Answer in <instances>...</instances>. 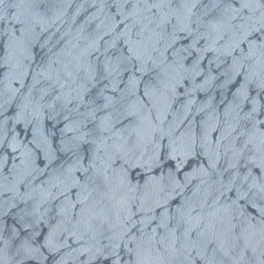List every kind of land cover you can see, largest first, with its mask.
Masks as SVG:
<instances>
[{
	"label": "water",
	"instance_id": "obj_1",
	"mask_svg": "<svg viewBox=\"0 0 264 264\" xmlns=\"http://www.w3.org/2000/svg\"><path fill=\"white\" fill-rule=\"evenodd\" d=\"M244 4H0V264H197L226 234L222 264H262L264 7Z\"/></svg>",
	"mask_w": 264,
	"mask_h": 264
},
{
	"label": "snow or ice",
	"instance_id": "obj_2",
	"mask_svg": "<svg viewBox=\"0 0 264 264\" xmlns=\"http://www.w3.org/2000/svg\"><path fill=\"white\" fill-rule=\"evenodd\" d=\"M4 0H0V4H2ZM145 4H151L153 8H156L158 4H162L165 0H142ZM257 3L264 7V0H245L244 7L248 8L249 4ZM197 235V241L200 240V235ZM190 239V238H189ZM194 244L196 242H193ZM232 243V237L225 235V241L217 244L215 241L211 242V246H205L203 249H195L196 251V259L197 264H222L223 259H230L232 253L235 252V248H229L228 245ZM249 251L253 252V256L255 255L254 250L249 249ZM191 255V253H189ZM264 256V252L261 253ZM264 264V261H262Z\"/></svg>",
	"mask_w": 264,
	"mask_h": 264
}]
</instances>
